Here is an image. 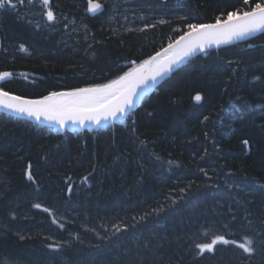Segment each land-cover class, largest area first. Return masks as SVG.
Instances as JSON below:
<instances>
[{"label": "trees", "instance_id": "1", "mask_svg": "<svg viewBox=\"0 0 264 264\" xmlns=\"http://www.w3.org/2000/svg\"><path fill=\"white\" fill-rule=\"evenodd\" d=\"M13 2L15 10H0V72L14 76L0 86L28 98L105 83L166 47L186 23L242 6L100 0L103 10L90 15L87 0H51L57 19L49 24L28 0ZM145 24L156 27L139 31ZM257 232L264 32L195 55L122 122L60 132L0 111V264H264L259 240L252 256L234 245L203 256L195 248L215 235L242 241Z\"/></svg>", "mask_w": 264, "mask_h": 264}, {"label": "snow or ice", "instance_id": "2", "mask_svg": "<svg viewBox=\"0 0 264 264\" xmlns=\"http://www.w3.org/2000/svg\"><path fill=\"white\" fill-rule=\"evenodd\" d=\"M33 2L34 0H28L29 4ZM241 2V7H235L226 14L222 12L216 16L214 22L186 23L184 25L186 30L176 29L181 34L175 39L169 38L166 47L155 51L139 63L135 60L130 61V67L126 71L105 83L75 87L65 91H51L39 98L18 95L0 86V110L39 122H48L60 129L70 126H101L120 120L135 108L138 100L154 85L197 53H206L209 48L245 40L256 33L264 32V0H241ZM18 4L23 6L25 0H18ZM50 4L51 0H42L43 15L48 22H55L57 17ZM87 5L89 13L95 14L103 10L100 0H87ZM16 8L17 3L13 0H0V10ZM159 23L163 24L166 21L161 20ZM64 26L68 27L67 24ZM154 27L155 24H145L139 31ZM127 30L132 31V29ZM21 49L26 50L23 45ZM21 75L25 79L28 78L27 74ZM13 76L14 73L11 71H2L0 82L10 80ZM194 100L202 101V94H195ZM207 119L208 117H205V120ZM141 143L146 144V141ZM243 144L248 145V141L244 140ZM207 175L208 173L205 172V176ZM26 176L30 181L34 179L30 164ZM87 180L88 176L83 177V182ZM68 191L71 192V185ZM34 207L39 209L41 205L35 204ZM43 211L51 215L49 209L44 208ZM53 223H56L54 216ZM60 227L62 228L63 225L61 224ZM257 240L264 247V232H257L255 237L245 235L242 241L229 239L225 235H215L210 242L197 243L195 248L198 254L203 256L205 253H214L217 245H234L247 256H252L256 250ZM49 247L59 249V245L50 244Z\"/></svg>", "mask_w": 264, "mask_h": 264}, {"label": "water", "instance_id": "3", "mask_svg": "<svg viewBox=\"0 0 264 264\" xmlns=\"http://www.w3.org/2000/svg\"><path fill=\"white\" fill-rule=\"evenodd\" d=\"M103 5V4H102ZM89 13V12H88ZM99 13V12H98ZM90 15H95V14H97V13H95V14H93V13H89ZM210 49V48H209ZM198 54V53H197ZM192 58V57H191ZM190 59V58H189ZM187 61V60H186ZM184 63V62H183ZM177 68V67H176ZM175 68V69H176ZM174 69V70H175ZM171 74V73H170ZM169 74V75H170ZM168 75V76H169ZM168 76H166L164 79H166ZM163 79V80H164ZM163 80H161L159 83H157L156 85H154L147 93H145L139 100H138V102H137V104H136V106H135V108L139 105V104H141L142 103V101L144 100V98H145V96L148 94V93H150L151 91H153V89H155ZM134 108V109H135ZM1 111H3V112H6V113H8V114H11V115H14V116H17V117H22V118H26V119H29V120H31V121H34V122H37V123H40V124H43V125H48V126H51V127H54V128H58V129H60L58 126H56V125H53V124H50V123H48V122H39V121H36V120H34V119H30V118H28V117H26V116H18V115H16V114H13V113H10V112H7V111H5V110H1ZM122 119V118H121ZM118 121V120H117ZM116 122V121H115ZM110 123H113V122H110ZM110 123H108V124H110ZM108 124H104V125H101V126H105V125H108ZM101 126H95V125H88V126H84V127H80V126H70V127H68V128H66L67 130H71V131H74V130H80V129H83V128H95V127H101Z\"/></svg>", "mask_w": 264, "mask_h": 264}, {"label": "rangeland", "instance_id": "4", "mask_svg": "<svg viewBox=\"0 0 264 264\" xmlns=\"http://www.w3.org/2000/svg\"><path fill=\"white\" fill-rule=\"evenodd\" d=\"M31 10L33 12V14L37 17L40 18L39 20L44 21L45 23H49L46 19V17L43 15L44 9L43 6L41 5V2L39 3V1L35 0L33 3H31ZM42 6V7H41ZM55 15L57 16V14L55 13ZM43 22V23H44Z\"/></svg>", "mask_w": 264, "mask_h": 264}, {"label": "bare ground", "instance_id": "5", "mask_svg": "<svg viewBox=\"0 0 264 264\" xmlns=\"http://www.w3.org/2000/svg\"><path fill=\"white\" fill-rule=\"evenodd\" d=\"M40 3V2H39ZM30 5V4H29ZM42 5V4H41ZM42 7V6H41ZM52 7V6H51ZM56 22V21H55ZM50 24V23H49ZM38 178V177H37Z\"/></svg>", "mask_w": 264, "mask_h": 264}]
</instances>
